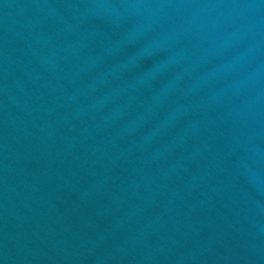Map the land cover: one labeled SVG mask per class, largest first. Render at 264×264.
<instances>
[{
    "label": "water",
    "instance_id": "95a60500",
    "mask_svg": "<svg viewBox=\"0 0 264 264\" xmlns=\"http://www.w3.org/2000/svg\"><path fill=\"white\" fill-rule=\"evenodd\" d=\"M0 264H264V0H0Z\"/></svg>",
    "mask_w": 264,
    "mask_h": 264
}]
</instances>
